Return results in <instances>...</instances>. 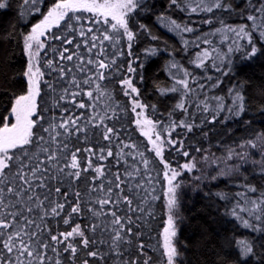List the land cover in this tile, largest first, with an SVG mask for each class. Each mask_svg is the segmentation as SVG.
Returning <instances> with one entry per match:
<instances>
[{
	"label": "snow or ice",
	"instance_id": "obj_1",
	"mask_svg": "<svg viewBox=\"0 0 264 264\" xmlns=\"http://www.w3.org/2000/svg\"><path fill=\"white\" fill-rule=\"evenodd\" d=\"M23 5H31L35 11L39 12V3L41 0H22ZM170 6H176L181 11H190V13H214L221 12L231 15L236 13L241 19L248 23H242L232 26L224 23L222 20L217 21L222 25L217 28L216 33L224 34V39H228L227 33L236 37L237 51L243 50L245 58L253 59L258 53L264 54V49L258 48L254 35L258 36L264 43V0H243L240 7H237L233 0H169ZM195 5V6H192ZM8 7L7 0H0V9ZM150 11V5L147 0H55V3L48 8L46 14H42L43 18L39 22L32 25L30 31L23 35V53L26 57L25 70L22 76L26 83V92L24 94L15 95L11 101V107L6 108V115L0 117L3 120L0 126V264H75L78 259L77 253L83 252L79 264H90L91 258L94 264H104L111 260V264H156L152 256L147 253L149 245L143 242L133 245L131 237L139 238L143 233H133L131 225L134 221L127 215L121 216L117 212L120 210V204H126L128 211L135 214L137 211L144 213L143 207H133V199L129 195L124 194L121 187L126 182L121 180L120 174H115V181L108 182L107 186L101 180L104 176L102 167H95L96 175L90 179L86 173L91 169L92 161L87 160V166L81 168L79 153H92L96 155L91 148H75L69 147L71 138L75 137L79 141L83 135L85 142L87 141V133L90 127L103 126V139L111 144L113 136H119V133L113 127H107L104 119H112L113 117H98L93 115L88 118L87 123H82L81 116L65 115L70 109L64 107L59 119L53 117L49 121L47 128L41 126L43 133L34 132V126L37 121L32 119L37 113V97L40 95L42 77L44 73L39 66L40 49L45 48V42L42 37L59 40L62 44L71 45L73 39L66 36L56 35L51 29L58 28L67 30V32L75 33L78 31L80 37H83V45L88 53H92L93 49H98L95 53L96 58L89 57L86 61L83 56L77 53L65 55L69 52L67 47L63 48L59 53L61 61H72L76 56L79 63L76 68L86 74V78L79 81L72 77L69 81L70 85L76 89H81L83 85H94L97 95L94 96L93 91H87L90 99H99L105 93L101 89L99 81L105 80V70L115 65V56L123 55V52L113 54L110 62H106L104 56V43L108 42L112 48H116L123 38L127 40L128 55L132 56V45L137 32L130 27V21L134 23L133 14L137 11ZM87 12L92 14L91 23L93 25L104 24L109 27L105 30L96 29L100 32L97 35L93 27L85 29L81 23L83 17L78 13ZM159 20L165 23V26L179 35L183 40V33H191L195 31L190 26L177 23L176 20L161 14ZM205 24L213 23L211 18L203 21ZM139 29L148 31L144 24L138 25ZM89 34H91L89 36ZM152 39H158L153 36ZM200 37H197L199 40ZM239 41H245L244 44ZM185 45L187 40H183ZM203 43L210 44L208 39H204ZM80 48V44L75 45ZM198 46V45H197ZM212 51H216L213 49ZM234 51L229 46L228 52ZM146 53L155 54L156 49H146ZM211 53L208 49H204L197 54L199 61L198 67H203L205 60L209 59ZM133 61L129 60L127 66L128 73H134L135 68L132 67ZM88 65L94 68H88ZM46 67L56 71L60 80L65 79L72 73L71 68H65L59 64L54 66L53 60H47ZM171 67L177 65L173 63ZM220 71V68L216 69ZM231 67L225 71L224 75H229ZM189 74L185 72L187 77ZM209 79H211L209 77ZM47 87L54 94V105L57 108L62 107L61 102L74 105L77 108L85 109L91 107L95 112L93 105H86L83 101H77V97L81 95V91H69L64 88L61 93H56V87L47 83ZM125 86L124 94L126 96H139V90L133 85L132 79L126 77L120 81ZM184 89L192 91L188 88V80L182 79L177 81ZM217 81L214 87L219 86ZM203 87V85H200ZM239 86L229 89L231 104L227 106V112L230 114L225 120L232 118H240L246 112L245 95ZM171 91H177L174 87ZM70 97V99H68ZM218 101L217 107L213 110L211 119L201 120V124L197 125L194 121L180 120L173 121L168 128L167 137H162L159 132H155V123L146 117L141 120L137 119V125L148 126V130L143 134L147 136L153 145L152 150L156 157H159L161 163L164 164V177L167 181V189L165 195L167 197V222L163 229V259L161 264H178L182 253L177 248L178 236V220L179 215L180 193L178 190L182 187L178 181L183 173H192L197 170L198 163L216 169V174L209 178L216 181L220 178H232L238 180L239 186L244 188L243 192L236 193L237 199L231 209L225 212L238 221L239 225L252 233L251 238L235 239L234 244L237 250V258L233 264H248L249 260H253L254 264H264V252H258L257 248H264V191L257 188L256 185L248 182L249 175H259L264 177V132H254L246 139H242L239 143L227 145L221 156H216L209 149L195 147L193 150L200 153L199 161L195 156H191L190 152L184 150L183 139L176 140L171 138V132L176 128L186 129L188 133L193 132L194 128L201 127L204 124H214L221 112L225 111L223 98L216 97ZM148 107L140 103L137 99L132 100V111L136 112L137 108L144 109ZM202 112H209V105L201 102L196 105ZM176 108L187 113L188 108L182 99ZM264 111V109H262ZM113 116L116 115L115 109H112ZM138 116H143L141 111ZM195 115V114H193ZM10 117H14L15 122L9 124ZM99 120V123L94 121ZM246 123H251L250 121ZM163 127V126H162ZM155 134V139L152 134ZM207 138V133H202ZM174 147L177 152H181L184 157H191L186 163L180 166L181 170L171 168L164 161L163 151L164 144ZM31 146V147H29ZM125 148H136L134 144H125ZM191 147V146H190ZM15 150V151H14ZM101 155L99 160L112 157L114 153L109 148L106 156L104 150L100 149ZM141 162L145 170L148 169L149 160L143 158L141 153ZM120 161L117 160V164ZM245 166L251 167L250 173H245L242 169ZM138 175L139 169H133ZM129 177L133 172L126 173ZM196 181L205 179L204 176L194 177ZM101 180L99 184L96 181ZM117 190L115 199L113 198L114 187ZM135 188L139 189L140 184H136ZM264 187V186H262ZM62 189H67L62 191ZM133 186H128V191L132 192ZM104 192L105 197L92 199L93 194ZM249 193H259L255 199L251 198ZM215 197L222 201H229L230 194L224 191L212 193ZM155 199V197H153ZM144 203H147L145 198ZM98 205L99 207H93ZM106 205H115L116 210L111 208L105 211ZM82 213L90 214L91 218L104 217L100 223H92L82 227L76 223L71 227L70 231L52 234V229L46 226V218L61 217L65 225L74 222V218ZM63 214V215H62ZM147 215L151 216L149 211ZM110 217V219H109ZM247 217V218H245ZM140 217H138L139 219ZM39 221V222H37ZM127 224V227H126ZM11 230V231H9ZM97 231L103 235L107 233V239L97 241L94 236L86 235L90 232L95 234ZM6 237V238H5ZM79 238L78 242H74V238ZM97 244H106L107 250L100 251L95 246ZM63 253H69L68 257H62ZM136 249L133 256L131 249ZM49 251L52 255H49ZM227 264V262H224Z\"/></svg>",
	"mask_w": 264,
	"mask_h": 264
},
{
	"label": "trees",
	"instance_id": "obj_2",
	"mask_svg": "<svg viewBox=\"0 0 264 264\" xmlns=\"http://www.w3.org/2000/svg\"><path fill=\"white\" fill-rule=\"evenodd\" d=\"M54 3L55 0H41L38 5L40 11L37 12L31 5H23L22 0H7L8 7L0 9V117L7 114L5 109L11 107V101L15 95L26 92V83L22 76L26 66V57L23 53V35L27 34L32 25L43 18L42 14H46L48 8ZM147 3L150 5V11L138 10L133 14L134 23L130 21V27L134 32H137L132 45V56L128 55L126 38H123L116 48H112L108 42L104 43V56L100 58L106 57V62L112 60L114 53L123 52L124 54L116 55L115 65L105 70L107 78L99 81L105 95L99 99H90L84 95L87 91H93L94 96L97 95L94 85L81 84V89H76L70 85L69 81L73 76L79 81L86 78V74L81 73L75 67L79 63L76 56L72 61L59 59V53L65 47L69 49L65 55L77 53L83 56L85 61L89 57L96 58L95 53L98 49H93L91 54L88 53L83 45L84 38L79 36L78 31L71 33L55 27L51 30L56 35L73 39V44L67 45L62 44L59 40L46 39V46L39 57V66L44 76L40 84L41 92L37 97V113L32 119L37 121L33 131L46 136L47 134L42 132L41 126L47 128L53 117L59 119L64 107L70 109L69 113L65 115L81 116L82 114V123H87L88 118L93 115L113 117L112 119H104V124L107 127H113L119 133L118 137L113 136L111 144L103 139V126H98L89 128L86 142L83 135L79 141L72 137L69 147L73 150L75 148H91L96 153V155L85 152L78 154L81 168L87 166L88 158L92 161L93 167L86 173L89 179L96 175L95 167L104 169V176L101 180L106 186L108 182L115 181V174H120L121 180L126 182L121 185L124 194L133 199L132 206L134 208L143 207L145 212L137 211L133 214L128 211L126 204L122 203L119 205L120 210L117 214L127 215L134 221L131 225L133 233H143L139 238L131 237L133 245L140 242L149 245L150 247L147 248L148 255L153 257L156 264H161L163 259V229L168 214L165 195L168 185L164 177V164L161 163L159 157H156L152 150L153 147L141 135L135 122L132 100L137 99L140 103L148 106L144 108L146 116L155 123L156 132H159L162 137H167L170 131L168 125L173 121L188 120L200 125L201 120L211 119L213 110L218 104L215 98H223L225 111L220 113L216 123L204 124L194 128L191 133L183 128H176L175 131L171 132V138L183 139L184 150L189 151L191 156H195L198 161L201 154L193 150L195 147L209 149L216 156H221L225 146L233 145L234 142L239 143L254 132H264V111H262L264 109V54L258 53L256 57L248 60L245 58L243 50H235L236 37L233 34L227 33L228 39H224V34L216 33L215 30L222 27L217 22L219 20L232 26L248 23L235 12L231 15L218 11L214 13H190V11H181L176 6H170L169 0H147ZM233 3L240 7L243 0H233ZM161 14L176 20L177 23L195 29L191 33L182 34L183 40L188 41L187 45L183 43L181 35L170 31L165 23L158 19ZM78 15L83 17L81 23L85 29L93 27L97 35H100V32L96 29L102 31L109 27L102 23L93 25L91 14L81 12ZM209 18L213 20V23H203ZM139 24L146 25L148 31L139 29ZM153 36L158 37V39H152ZM197 37L200 39L197 40ZM253 38L257 47L264 49V43L261 42L260 38L255 35ZM204 39H208L211 43H203ZM239 43L244 44L245 41H239ZM76 44H80L81 47L77 49ZM229 46L234 49L231 53L228 52ZM153 48L156 49L155 54L145 52L146 49ZM204 49H208L211 56L205 60L203 67H198L197 54ZM213 49L216 51H212ZM47 60H53L54 66L59 64L65 68H71L72 73L60 80L56 71L46 67ZM129 60L133 61L132 67L136 69L134 73L127 72ZM173 63L177 67H171ZM229 66L231 67L230 74L224 75L223 73L228 70ZM87 67L94 68L92 65ZM217 68L221 70L217 71ZM185 72L189 74L187 77ZM126 77H130L133 85L139 90L138 97L135 94L132 96L124 94L125 86L120 81ZM182 79L188 80V88L192 91L184 89L182 85L177 83ZM217 81H220L219 86L214 87L213 85ZM45 82L53 84L57 94L61 93L64 88H68L72 92L81 91V95L76 98L77 101H83L86 105H93L95 112L91 107L80 109L66 102H61L62 107L57 108L54 105V94ZM240 84L243 85L241 90L245 95L246 112L240 118L225 120V117L230 115L226 110L227 106L231 104L229 89ZM174 87L177 91H171ZM182 99L188 108L187 113L176 108ZM202 101L209 105V112L204 113L196 107ZM112 109H115V116H113ZM248 121L251 123H246ZM94 123L98 124L99 120L94 121ZM2 124L3 120L0 119V126ZM205 132L207 133L206 139L202 135ZM125 144H134L136 148H125ZM109 148L114 155L99 160L100 149L104 150L103 154L106 156ZM141 153L144 159L150 161L147 170L141 162ZM190 158L184 157L181 152H177L174 147L167 143L164 144L163 159L171 168L181 170L180 166ZM117 160L120 161L119 164H117ZM133 169H139V174L137 175ZM242 171L247 174L252 170L251 167L245 166ZM127 172H133V175L129 177ZM215 174L216 169L214 167L210 168L198 163L197 170L192 173L185 172L178 177V181L182 185L178 190L180 193L178 211L181 219L177 222L178 236L176 239L178 241L177 248L183 254L179 258L178 264H224V262L233 264L237 258L234 240L252 237L250 230L242 228L237 220L224 214L231 209L237 199H240L236 193L243 192L244 188L239 186L238 180L232 178L210 180L209 177ZM196 176H204L205 179L196 181L194 179ZM101 180L96 181V183L99 184ZM248 182L264 191V187H262L264 186V177L249 175ZM136 184H140L141 187L135 188ZM129 185L133 186L132 192L128 191ZM64 190L67 189H62V191ZM116 191L114 187V199ZM218 191L229 193L230 200L222 201L212 195ZM258 194L249 193L248 195L255 199ZM104 197V192H98L93 194L92 199ZM145 198L147 203H144ZM93 207L99 206L93 205ZM109 208L116 210L115 205H106L105 211ZM149 211L152 213L151 216L147 215ZM138 217L140 218L138 219ZM102 220L104 217L91 218L90 214L82 213L68 225L62 222L61 217L55 219L48 217L46 218V226L52 229V234H58L70 231L76 223L84 227L92 223H100ZM86 235L94 236L97 241L107 239L106 232L103 235L99 231L95 234L88 232ZM78 240V237L74 238V242H78ZM58 247L62 257L69 256V253L62 252L63 246ZM95 247L102 252L107 250L106 244H97ZM131 251L134 256L136 249L133 247ZM257 251L264 252V248H257ZM48 254L52 255L50 251ZM77 257L75 264H79L83 252H78ZM89 260L90 264H94L91 258ZM104 264H111V260L104 262ZM248 264H254V261L249 260Z\"/></svg>",
	"mask_w": 264,
	"mask_h": 264
},
{
	"label": "rangeland",
	"instance_id": "obj_3",
	"mask_svg": "<svg viewBox=\"0 0 264 264\" xmlns=\"http://www.w3.org/2000/svg\"><path fill=\"white\" fill-rule=\"evenodd\" d=\"M85 13H87V12H85ZM87 14H91V13H87ZM91 15H92V14H91ZM51 30H52V29H51ZM41 39H42V41H44V42L46 43V38L42 37ZM39 51H40V53H41V52L43 51V49H40ZM39 57H40V56H39ZM141 111H143L144 115H143V116H138L137 113H140ZM34 115H35V114H34ZM34 115H33V117H34ZM134 115H135L136 120H137V119H141V120H143L145 117L148 119V117H147L146 114H145L144 109L142 110V109H140V108H137V109H136V112H134ZM33 117H32V118H33ZM8 122H9V124L14 123V122H15L14 117H10L9 120H8ZM137 126H138V128H139V131H140L141 135L144 136V137L150 142L149 138L143 134L144 131H147V130H148V126H144L143 128H142L141 126H139V125H137ZM155 132H156V130H155ZM152 138L155 139V134H154V133L152 134ZM150 144H151V146L153 147V145H152L151 142H150ZM166 207H167V197H166ZM166 222H167V220H166ZM165 225H166V224H165Z\"/></svg>",
	"mask_w": 264,
	"mask_h": 264
}]
</instances>
